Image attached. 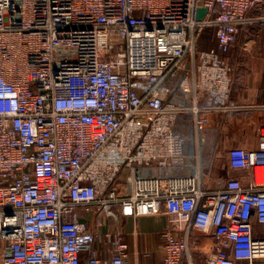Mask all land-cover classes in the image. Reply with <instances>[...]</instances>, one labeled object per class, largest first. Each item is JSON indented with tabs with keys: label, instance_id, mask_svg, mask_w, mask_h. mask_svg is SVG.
<instances>
[{
	"label": "built area",
	"instance_id": "2783aa9c",
	"mask_svg": "<svg viewBox=\"0 0 264 264\" xmlns=\"http://www.w3.org/2000/svg\"><path fill=\"white\" fill-rule=\"evenodd\" d=\"M263 4L0 0V264H129L121 233L100 257L97 229L162 210L159 264H264V122L255 148L227 152L245 180L218 188L199 133L211 110L238 109L226 54ZM205 29L215 47H199ZM191 158L194 172L166 174ZM193 231L218 242L200 261Z\"/></svg>",
	"mask_w": 264,
	"mask_h": 264
},
{
	"label": "crops",
	"instance_id": "0c3cea01",
	"mask_svg": "<svg viewBox=\"0 0 264 264\" xmlns=\"http://www.w3.org/2000/svg\"><path fill=\"white\" fill-rule=\"evenodd\" d=\"M262 15H264V4L251 9L248 16L253 21L250 20L242 25L238 38L246 28L256 23V18ZM234 44L226 54L229 62L230 59L234 60V55L237 53L233 49ZM237 55H240V52ZM233 65L232 100L238 109L232 115L219 109L211 110L207 115L208 122L202 124L199 130L201 138H205L200 147V162L206 171L205 183L210 188H218L221 182L229 177H241L245 180L247 171L230 167L227 152L235 146L255 148L263 129L264 51L253 56L251 61L249 59L245 66L236 61ZM181 127L189 134L187 148L192 152L194 132L188 123H183ZM189 161L179 173H192L196 170V160ZM116 210L118 211L117 208ZM105 223L103 227L97 229L96 240L102 259L110 261L113 256V243L108 240V234H112L114 239L116 233H121L123 241L128 244L129 264H159L162 261V235L169 226V217L163 210L157 215H143L137 218L119 215L117 218L105 219ZM91 225L96 227L94 216ZM192 234L198 235L194 255L200 261L218 242L210 235H202L196 231ZM84 255L82 254V257Z\"/></svg>",
	"mask_w": 264,
	"mask_h": 264
},
{
	"label": "rangeland",
	"instance_id": "374dc122",
	"mask_svg": "<svg viewBox=\"0 0 264 264\" xmlns=\"http://www.w3.org/2000/svg\"><path fill=\"white\" fill-rule=\"evenodd\" d=\"M217 41V40H216ZM215 42V41H214ZM214 42H203V46L208 47L210 45H214ZM217 45V43H216ZM233 49L235 52L234 60L236 62H239V64L246 65L248 60H252L253 56H256V54L261 53L264 51V15L256 18V23L253 24L252 27L246 28L245 31L240 34L238 40H236ZM238 52H240V55H237ZM234 60L230 59V63L232 66ZM195 158H191L189 162H193ZM149 171L150 175H162L166 172V174H169L171 172L178 173L180 172L179 168H174L172 170L168 169L165 172L162 168H159L155 164H153L148 170H144V172L147 173ZM205 180V179H204ZM128 189L130 190V184H127Z\"/></svg>",
	"mask_w": 264,
	"mask_h": 264
},
{
	"label": "trees",
	"instance_id": "16d2710c",
	"mask_svg": "<svg viewBox=\"0 0 264 264\" xmlns=\"http://www.w3.org/2000/svg\"><path fill=\"white\" fill-rule=\"evenodd\" d=\"M209 41L210 42H214V45L212 44V45H210V46H208V47H205V46H203V42H208L209 43ZM216 43H217V41H216V36H215V32H214V30H212V29H205V30H203V32H202V35H201V39H200V42H199V47H201V48H212V47H215L216 46Z\"/></svg>",
	"mask_w": 264,
	"mask_h": 264
},
{
	"label": "water",
	"instance_id": "95a60500",
	"mask_svg": "<svg viewBox=\"0 0 264 264\" xmlns=\"http://www.w3.org/2000/svg\"><path fill=\"white\" fill-rule=\"evenodd\" d=\"M206 10L205 9H200V15L199 17H202L205 14Z\"/></svg>",
	"mask_w": 264,
	"mask_h": 264
}]
</instances>
